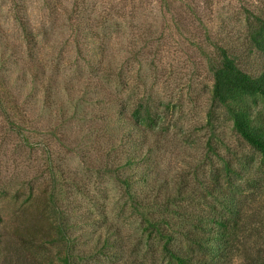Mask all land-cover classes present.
<instances>
[{
  "label": "rangeland",
  "instance_id": "374dc122",
  "mask_svg": "<svg viewBox=\"0 0 264 264\" xmlns=\"http://www.w3.org/2000/svg\"><path fill=\"white\" fill-rule=\"evenodd\" d=\"M259 5L264 0H0V264H177L145 232L112 175L87 171L77 153L82 147L91 163L102 160L89 138L98 125V76L108 92L127 101L140 95L154 106L155 132L146 138L161 177L193 179L195 164L206 170L208 142L229 159L249 161L245 175L257 180L249 208L261 215L248 221L237 244L249 256L264 250V232L256 230L264 216V160L222 110L212 114L213 131L207 114L208 39L227 29L242 36L245 10ZM98 44L103 62L94 70L86 57ZM20 119L27 140L14 130ZM49 154L66 171L54 204Z\"/></svg>",
  "mask_w": 264,
  "mask_h": 264
},
{
  "label": "trees",
  "instance_id": "16d2710c",
  "mask_svg": "<svg viewBox=\"0 0 264 264\" xmlns=\"http://www.w3.org/2000/svg\"><path fill=\"white\" fill-rule=\"evenodd\" d=\"M259 6L245 10L242 36L235 37L227 29L222 38H207L212 45V51L206 56L212 77L211 105L207 114L213 131L216 117L212 114L215 108L222 110L231 119L237 136L264 160V6ZM17 18L28 37L27 22L20 15ZM94 35L93 31L83 33L87 40L94 39ZM90 44L87 41L84 48ZM101 56L102 44H98L94 54L86 57L94 70L103 62ZM107 80L111 84L109 77ZM96 81L94 102L99 107L98 125H91L89 138L96 144L92 147L102 160L98 165L91 163L82 147L77 153L89 169L87 171L94 169L98 174L112 175L131 208L140 216L145 232L161 241L164 255L177 264H234L241 254L243 264H264V250L249 256L244 245L237 244L239 232L249 229L248 221L261 215L259 210L253 212L254 209L249 208L254 196L251 189L257 181L254 175L250 178L245 175L247 170L252 171L249 161L241 157L229 159L208 142L211 154L202 155L206 170L195 164L193 179L182 173L174 178L161 177L152 166L153 145L147 143L146 138L147 133L155 132L157 113L154 106L140 95L127 101L129 98L118 90L108 92L100 76ZM4 98V93H0L2 110ZM257 100L262 103L260 107H257ZM22 120L13 121V127L23 140H27ZM57 139L65 144L63 139ZM51 158L49 154L46 160L48 169H53L50 200L54 204L58 181L65 178L66 171L59 162L52 164ZM172 215L178 217L177 221ZM262 218L256 230L264 232L263 215ZM125 264L136 263L127 261Z\"/></svg>",
  "mask_w": 264,
  "mask_h": 264
}]
</instances>
